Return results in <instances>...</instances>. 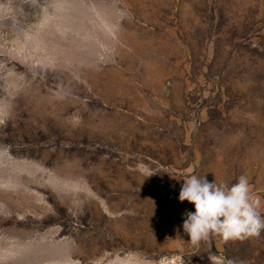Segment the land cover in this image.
I'll return each instance as SVG.
<instances>
[{
	"label": "rangeland",
	"instance_id": "obj_1",
	"mask_svg": "<svg viewBox=\"0 0 264 264\" xmlns=\"http://www.w3.org/2000/svg\"><path fill=\"white\" fill-rule=\"evenodd\" d=\"M190 174L264 216V0H0V264H264L191 244Z\"/></svg>",
	"mask_w": 264,
	"mask_h": 264
},
{
	"label": "clouds",
	"instance_id": "obj_2",
	"mask_svg": "<svg viewBox=\"0 0 264 264\" xmlns=\"http://www.w3.org/2000/svg\"><path fill=\"white\" fill-rule=\"evenodd\" d=\"M179 200L194 205L195 211L185 214L183 230L195 247L213 236L227 242L259 237L264 232L261 201L252 193L245 175L239 176L237 182L229 186L190 174L184 179ZM209 259L211 264H234L222 256Z\"/></svg>",
	"mask_w": 264,
	"mask_h": 264
},
{
	"label": "built area",
	"instance_id": "obj_3",
	"mask_svg": "<svg viewBox=\"0 0 264 264\" xmlns=\"http://www.w3.org/2000/svg\"><path fill=\"white\" fill-rule=\"evenodd\" d=\"M156 264H184L181 254H169L159 258Z\"/></svg>",
	"mask_w": 264,
	"mask_h": 264
}]
</instances>
